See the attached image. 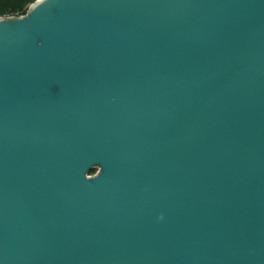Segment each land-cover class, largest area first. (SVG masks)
I'll return each instance as SVG.
<instances>
[{
	"label": "water",
	"instance_id": "95a60500",
	"mask_svg": "<svg viewBox=\"0 0 264 264\" xmlns=\"http://www.w3.org/2000/svg\"><path fill=\"white\" fill-rule=\"evenodd\" d=\"M0 264H264V0L0 16Z\"/></svg>",
	"mask_w": 264,
	"mask_h": 264
},
{
	"label": "trees",
	"instance_id": "16d2710c",
	"mask_svg": "<svg viewBox=\"0 0 264 264\" xmlns=\"http://www.w3.org/2000/svg\"><path fill=\"white\" fill-rule=\"evenodd\" d=\"M36 0H0V16H20L27 12L29 6ZM97 169H93L94 174Z\"/></svg>",
	"mask_w": 264,
	"mask_h": 264
}]
</instances>
